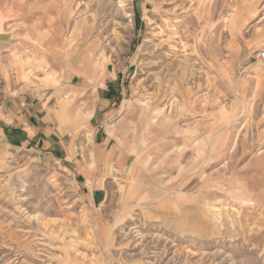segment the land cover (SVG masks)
Instances as JSON below:
<instances>
[{
    "label": "rangeland",
    "instance_id": "1",
    "mask_svg": "<svg viewBox=\"0 0 264 264\" xmlns=\"http://www.w3.org/2000/svg\"><path fill=\"white\" fill-rule=\"evenodd\" d=\"M0 19V56L83 94L73 158L0 142V264H264V0H0Z\"/></svg>",
    "mask_w": 264,
    "mask_h": 264
},
{
    "label": "crops",
    "instance_id": "2",
    "mask_svg": "<svg viewBox=\"0 0 264 264\" xmlns=\"http://www.w3.org/2000/svg\"><path fill=\"white\" fill-rule=\"evenodd\" d=\"M235 20L233 18L232 24ZM29 58L27 56L26 60H22L11 53L0 56V142L13 149L73 158L78 150L75 120L70 115L74 107L70 102L83 94L77 92L72 82L60 85V79L55 77H40L38 80L34 75L35 70L43 65H29ZM94 95L95 90H91L90 96H83L84 108L78 122L91 126L87 139L92 144L96 130L93 120L97 117L98 109H101L100 104L93 107L91 101ZM108 132L111 134V130ZM88 150H84V156H88ZM120 155L121 158L127 156ZM138 156L135 155L136 164L142 161L147 165L152 160L149 159L151 155L143 160H137ZM123 162L118 161L119 165Z\"/></svg>",
    "mask_w": 264,
    "mask_h": 264
},
{
    "label": "bare ground",
    "instance_id": "3",
    "mask_svg": "<svg viewBox=\"0 0 264 264\" xmlns=\"http://www.w3.org/2000/svg\"><path fill=\"white\" fill-rule=\"evenodd\" d=\"M121 6H123V5H121ZM3 27H4L3 19H0V36L5 34V35H9L10 38H12L13 33L12 32H6Z\"/></svg>",
    "mask_w": 264,
    "mask_h": 264
},
{
    "label": "water",
    "instance_id": "4",
    "mask_svg": "<svg viewBox=\"0 0 264 264\" xmlns=\"http://www.w3.org/2000/svg\"><path fill=\"white\" fill-rule=\"evenodd\" d=\"M10 39V36L9 35H2V36H0V40H2V41H6V40H9Z\"/></svg>",
    "mask_w": 264,
    "mask_h": 264
},
{
    "label": "built area",
    "instance_id": "5",
    "mask_svg": "<svg viewBox=\"0 0 264 264\" xmlns=\"http://www.w3.org/2000/svg\"><path fill=\"white\" fill-rule=\"evenodd\" d=\"M258 59L260 61H264V51H262L261 53L258 54Z\"/></svg>",
    "mask_w": 264,
    "mask_h": 264
}]
</instances>
